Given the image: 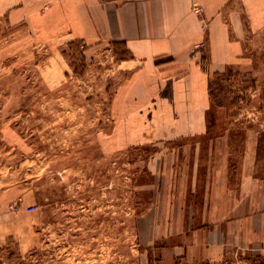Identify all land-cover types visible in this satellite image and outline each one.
I'll return each mask as SVG.
<instances>
[{"label":"rangeland","instance_id":"1","mask_svg":"<svg viewBox=\"0 0 264 264\" xmlns=\"http://www.w3.org/2000/svg\"><path fill=\"white\" fill-rule=\"evenodd\" d=\"M1 11L0 264H264V251L212 262L193 244L211 226L188 217L195 161L227 152L235 184L245 144L264 161V42L247 36L244 70L213 75L226 116L210 135L128 144L114 106L125 48L20 36Z\"/></svg>","mask_w":264,"mask_h":264},{"label":"crops","instance_id":"2","mask_svg":"<svg viewBox=\"0 0 264 264\" xmlns=\"http://www.w3.org/2000/svg\"><path fill=\"white\" fill-rule=\"evenodd\" d=\"M0 8L20 36L125 48L128 57L118 67L129 75L114 106L119 127L131 126L128 144L210 135L206 120L226 116L213 105V75L229 67L244 70L247 36L256 51L264 42V0H0ZM252 70L255 77L264 72ZM254 149L245 144L234 168L236 184L227 152L194 162L190 189L202 203L189 210V223L211 228L194 231L193 244H202L214 263L241 251H264V161H257Z\"/></svg>","mask_w":264,"mask_h":264},{"label":"trees","instance_id":"3","mask_svg":"<svg viewBox=\"0 0 264 264\" xmlns=\"http://www.w3.org/2000/svg\"><path fill=\"white\" fill-rule=\"evenodd\" d=\"M74 43V42H73ZM75 43H77V42H75ZM118 45V44H117ZM210 92H211V98H212V100H213V102H215V104L218 106V107H222V105L220 104V103H218L217 102V100H215V98H216V96H215V94H214V92H213V89L211 88V85H210ZM214 98V99H213ZM215 100V101H214Z\"/></svg>","mask_w":264,"mask_h":264},{"label":"built area","instance_id":"4","mask_svg":"<svg viewBox=\"0 0 264 264\" xmlns=\"http://www.w3.org/2000/svg\"><path fill=\"white\" fill-rule=\"evenodd\" d=\"M197 11V13L200 11V10H196Z\"/></svg>","mask_w":264,"mask_h":264}]
</instances>
